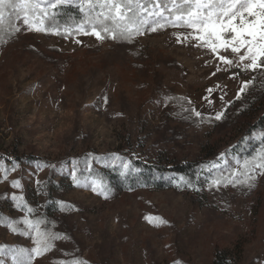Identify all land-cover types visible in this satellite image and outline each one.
Returning a JSON list of instances; mask_svg holds the SVG:
<instances>
[{
	"label": "rangeland",
	"instance_id": "obj_1",
	"mask_svg": "<svg viewBox=\"0 0 264 264\" xmlns=\"http://www.w3.org/2000/svg\"><path fill=\"white\" fill-rule=\"evenodd\" d=\"M81 4L32 21L48 31L4 10L0 247H35L31 224L60 237L31 264H264V128L246 132L231 105L264 67L221 50L223 63L185 27L97 40L76 30ZM129 155L195 170L150 172Z\"/></svg>",
	"mask_w": 264,
	"mask_h": 264
},
{
	"label": "snow or ice",
	"instance_id": "obj_2",
	"mask_svg": "<svg viewBox=\"0 0 264 264\" xmlns=\"http://www.w3.org/2000/svg\"><path fill=\"white\" fill-rule=\"evenodd\" d=\"M66 3L69 0H48L47 3L44 0H0V26L4 21L5 8H11L17 13L18 19L23 14V24L30 26L32 30L48 31L47 28L34 27L32 21L37 16L47 18L48 7L55 9L57 5ZM149 5L152 10H149ZM80 10L85 13V18L76 26V30H83L84 34H88L87 29L91 28V35L97 40L110 38L131 42L135 35L144 34L145 25L153 32L165 25L185 27L192 30L188 35L201 41L202 46H208L223 63L231 66L234 61L220 55L221 50L236 54L243 69L255 71L264 67V0H167V3L162 0H82ZM93 12L96 13L95 16H92ZM15 30L19 31V28ZM55 34L60 33L57 31ZM181 35H177L178 42ZM187 38L188 36H184V39ZM249 83L251 81H246L245 86ZM243 90L242 88L241 91ZM221 116V113H217L215 118L219 120ZM257 169H264V154H261L260 160L253 166V171ZM248 180H255V175H249ZM221 182L215 181L216 184ZM235 183L241 182L237 180ZM14 186H18V182H14ZM248 186L254 185L249 183ZM93 191H96L95 187ZM0 223L12 227L3 217H0ZM29 227L36 229L35 247L30 250L0 247V255L10 254L12 264H31L36 256L50 250V241L60 238L41 231L37 225L29 224ZM12 230L15 231V228ZM23 234L29 235L28 232ZM0 264H4V261L0 260ZM73 264L87 262L74 261ZM174 264L180 262L176 261Z\"/></svg>",
	"mask_w": 264,
	"mask_h": 264
},
{
	"label": "trees",
	"instance_id": "obj_3",
	"mask_svg": "<svg viewBox=\"0 0 264 264\" xmlns=\"http://www.w3.org/2000/svg\"><path fill=\"white\" fill-rule=\"evenodd\" d=\"M261 71V69L259 70ZM251 83L244 86V90L240 92L232 102L233 110H237V115L243 117L241 121L245 125V131L249 132L254 127L264 128V77L260 76V72L250 79ZM209 155V154H208ZM129 159L142 169L155 173L174 172L180 174H189L195 170V165L186 161H148L143 162L134 159L129 155ZM210 264H223V259L218 253L214 256Z\"/></svg>",
	"mask_w": 264,
	"mask_h": 264
}]
</instances>
